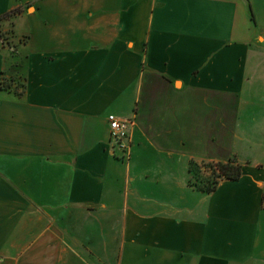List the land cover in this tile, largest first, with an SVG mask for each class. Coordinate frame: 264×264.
I'll return each instance as SVG.
<instances>
[{"label":"crops","instance_id":"0c3cea01","mask_svg":"<svg viewBox=\"0 0 264 264\" xmlns=\"http://www.w3.org/2000/svg\"><path fill=\"white\" fill-rule=\"evenodd\" d=\"M0 18L19 46L0 50L4 264H264V0H0ZM110 115L135 119L129 160ZM231 156L238 181L190 186Z\"/></svg>","mask_w":264,"mask_h":264},{"label":"trees","instance_id":"16d2710c","mask_svg":"<svg viewBox=\"0 0 264 264\" xmlns=\"http://www.w3.org/2000/svg\"><path fill=\"white\" fill-rule=\"evenodd\" d=\"M2 19L0 18V21ZM209 167L214 177L205 178L199 175L196 169L198 168V164H191L192 179L190 186L192 188L202 193L212 194L217 191L221 182L225 180L238 181L242 176V167L233 160L228 163L210 164Z\"/></svg>","mask_w":264,"mask_h":264},{"label":"rangeland","instance_id":"374dc122","mask_svg":"<svg viewBox=\"0 0 264 264\" xmlns=\"http://www.w3.org/2000/svg\"><path fill=\"white\" fill-rule=\"evenodd\" d=\"M6 21H0V50L6 49L7 47L9 48H15V52L17 51L16 48L19 47L16 44V39H14V37H12V25L10 24L9 27L8 25H6ZM23 42V39H21L20 43ZM14 44V45H13ZM17 62V60H16ZM4 87H6V82H4ZM241 122H243V124L246 122V119H242ZM259 124V123H256ZM244 127H247L246 124H244ZM243 128V127H242ZM255 138V142H261V144L264 147V135H259L256 134L254 136ZM261 145V146H262ZM249 154V158H251L253 161H257V160H264V151H256L250 154V152H248ZM231 159L233 161H237V158L234 156H231ZM210 164L206 163V164H198V168H196L198 170V173L200 176H203L205 178H209L213 176L212 170L210 169ZM214 177V176H213ZM259 222L264 223V210L260 212L259 214Z\"/></svg>","mask_w":264,"mask_h":264},{"label":"built area","instance_id":"2783aa9c","mask_svg":"<svg viewBox=\"0 0 264 264\" xmlns=\"http://www.w3.org/2000/svg\"><path fill=\"white\" fill-rule=\"evenodd\" d=\"M108 121L110 125V139L113 146L124 153V159L129 160L132 131L136 125L135 119L123 120L115 115H110ZM0 264H4V258L1 256Z\"/></svg>","mask_w":264,"mask_h":264}]
</instances>
